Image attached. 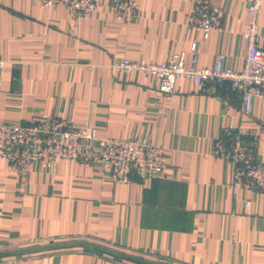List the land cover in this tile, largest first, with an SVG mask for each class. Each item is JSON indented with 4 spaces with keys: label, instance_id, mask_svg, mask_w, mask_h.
Instances as JSON below:
<instances>
[{
    "label": "crops",
    "instance_id": "1",
    "mask_svg": "<svg viewBox=\"0 0 264 264\" xmlns=\"http://www.w3.org/2000/svg\"><path fill=\"white\" fill-rule=\"evenodd\" d=\"M220 29L186 25L193 0H137L138 17L116 18L108 0L88 16L63 4L0 0V122L47 118L85 126L97 136L160 146L166 174L114 180L90 164L60 159L26 169L0 158V251L88 241L150 263L264 264V191L231 184L228 162L213 154L225 130L240 133L264 160V99L241 110L226 85L176 81L171 93L124 58L160 62L182 52L198 66L221 56L240 70L248 0H213ZM264 48V5L258 16ZM248 206H245V202ZM0 264H144L90 246L0 257Z\"/></svg>",
    "mask_w": 264,
    "mask_h": 264
},
{
    "label": "built area",
    "instance_id": "2",
    "mask_svg": "<svg viewBox=\"0 0 264 264\" xmlns=\"http://www.w3.org/2000/svg\"><path fill=\"white\" fill-rule=\"evenodd\" d=\"M43 7L63 4L78 16H88L101 6L100 0H36ZM116 18L130 22L138 17L137 0H108ZM264 0H248L249 20L243 32L247 48L243 66L235 70L224 64L221 56L210 66H198L196 54L186 64L182 52L171 54L160 62L122 59L115 67L129 74L143 70L159 79V90L173 92L181 79L198 87L209 84L212 89L226 85L241 98V110L249 113L253 100L264 99V48L259 45L258 16ZM220 6L213 0H193L186 18L192 29L209 32L220 29ZM213 154L225 159L232 169V187L264 191V160L255 155L254 144L240 133L225 130L216 141ZM0 158L12 166L26 169L34 162L48 168L60 159L90 164L107 172L118 181H126L131 173L146 178H162L166 174L165 152L147 141L132 138H101L85 126H73L67 120L47 118L31 125L0 122ZM248 206V202H245Z\"/></svg>",
    "mask_w": 264,
    "mask_h": 264
},
{
    "label": "water",
    "instance_id": "3",
    "mask_svg": "<svg viewBox=\"0 0 264 264\" xmlns=\"http://www.w3.org/2000/svg\"><path fill=\"white\" fill-rule=\"evenodd\" d=\"M70 246H90V247H93V248H95L97 250H101V251H104V252L115 254V255H118V256H121V257H124V258H129V259H132V260H136V261L142 262L144 264H155V263L146 262V261L141 260V259L133 258V257L128 256L126 254L114 252V251L106 248L105 246H102V245H99V244H95V243L88 242V241H82V240L53 242V243H49V244H45V245L26 247V248H22V249H18V250L0 251V257L11 256V255H16V254H22V253L35 252V251H40V250H47V249H54V248H61V247H70Z\"/></svg>",
    "mask_w": 264,
    "mask_h": 264
},
{
    "label": "trees",
    "instance_id": "4",
    "mask_svg": "<svg viewBox=\"0 0 264 264\" xmlns=\"http://www.w3.org/2000/svg\"><path fill=\"white\" fill-rule=\"evenodd\" d=\"M101 251V250H100ZM108 253V252H107ZM155 263V262H154ZM157 264H162V263H157Z\"/></svg>",
    "mask_w": 264,
    "mask_h": 264
}]
</instances>
